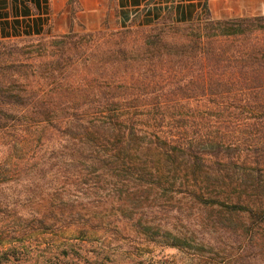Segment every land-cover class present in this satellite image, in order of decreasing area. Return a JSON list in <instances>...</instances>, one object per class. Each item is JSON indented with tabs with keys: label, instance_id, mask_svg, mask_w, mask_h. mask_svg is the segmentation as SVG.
Wrapping results in <instances>:
<instances>
[{
	"label": "trees",
	"instance_id": "1",
	"mask_svg": "<svg viewBox=\"0 0 264 264\" xmlns=\"http://www.w3.org/2000/svg\"><path fill=\"white\" fill-rule=\"evenodd\" d=\"M172 9L0 39V264H116L121 241L201 231L223 264H264V15Z\"/></svg>",
	"mask_w": 264,
	"mask_h": 264
},
{
	"label": "crops",
	"instance_id": "2",
	"mask_svg": "<svg viewBox=\"0 0 264 264\" xmlns=\"http://www.w3.org/2000/svg\"><path fill=\"white\" fill-rule=\"evenodd\" d=\"M204 0H0V39L35 37L69 30L150 26L171 7L174 22L200 16ZM216 0H207L211 16ZM225 6L224 1H221ZM258 6V4H256ZM263 0H259V6ZM225 9V8H224ZM223 9V10H224ZM215 18L227 17L215 14ZM202 16V15H201ZM200 16V17H201Z\"/></svg>",
	"mask_w": 264,
	"mask_h": 264
},
{
	"label": "rangeland",
	"instance_id": "3",
	"mask_svg": "<svg viewBox=\"0 0 264 264\" xmlns=\"http://www.w3.org/2000/svg\"><path fill=\"white\" fill-rule=\"evenodd\" d=\"M221 1H224L225 6ZM202 13L201 15H203ZM216 13L227 16L224 18L264 15V0L262 6H259V0H216L212 17L215 18ZM81 31L83 30L78 32ZM168 213L172 216L175 212ZM170 222L172 224L169 225V231L182 242V233L186 232L189 235V232L181 224L175 223L177 221L174 218ZM181 223L186 224L187 221ZM201 232L204 233H196L198 235L194 239L187 240V244H182V248L164 246L161 243H149L140 247L129 241H121L119 242L121 247L119 248L118 257H116L119 262L116 264H223L224 259L221 254H215L209 251L205 245H201L204 239H209L210 242L215 241L216 236L213 235L214 233L210 235L208 231ZM66 262L69 263L70 261L66 260ZM112 264L115 263L112 262Z\"/></svg>",
	"mask_w": 264,
	"mask_h": 264
}]
</instances>
